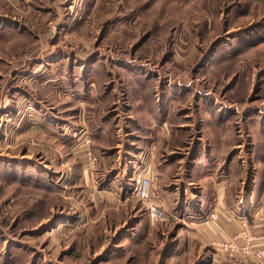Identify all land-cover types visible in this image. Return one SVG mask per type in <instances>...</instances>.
I'll list each match as a JSON object with an SVG mask.
<instances>
[{
  "label": "rangeland",
  "instance_id": "obj_1",
  "mask_svg": "<svg viewBox=\"0 0 264 264\" xmlns=\"http://www.w3.org/2000/svg\"><path fill=\"white\" fill-rule=\"evenodd\" d=\"M217 191L254 234L264 0H0V264H230Z\"/></svg>",
  "mask_w": 264,
  "mask_h": 264
},
{
  "label": "built area",
  "instance_id": "obj_2",
  "mask_svg": "<svg viewBox=\"0 0 264 264\" xmlns=\"http://www.w3.org/2000/svg\"><path fill=\"white\" fill-rule=\"evenodd\" d=\"M151 179L149 176H137L133 195L146 203L153 218L162 216L159 206L151 195ZM239 227L229 238L213 242L214 254L211 261L224 259L230 264H250L264 261V237L255 236L248 230L247 217H238Z\"/></svg>",
  "mask_w": 264,
  "mask_h": 264
},
{
  "label": "crops",
  "instance_id": "obj_3",
  "mask_svg": "<svg viewBox=\"0 0 264 264\" xmlns=\"http://www.w3.org/2000/svg\"><path fill=\"white\" fill-rule=\"evenodd\" d=\"M144 173L145 172H143V174ZM251 193H253V192H251ZM216 194H217L216 195L217 199L215 198V202H214L215 207H211V210H213V212L218 211L219 214H221V217L211 219L209 216L204 215V219H206L208 217L206 221L203 220L199 223L193 222L195 225L201 226L200 227L201 231L197 232L198 238H200L199 239L200 242H203L202 240H205L209 243H213L214 240L227 238V237H229L230 234L235 232L237 230V228L239 227V221H237L234 217H231V216L228 217V215L225 213L226 212V210H225L226 204H225V202H221L222 196H223L222 192L218 193V191H217ZM236 203L237 202L235 201L233 205L235 206ZM244 204L245 203L243 202L242 205L240 206V209H238L239 207H237V206L234 207V208H237L236 209L237 213H240L242 211L241 208L244 206ZM204 206H205V201H203V200H201L200 202L197 203V207L199 208L198 210H200L201 212L204 210V209H201V208H204ZM261 209H262V207H261L260 203H258V204L255 203L254 206H250L246 212H247V214H249V221L251 223L252 232L255 235L264 237V216L261 213ZM212 256H213V254H212ZM212 256H211V258H212ZM211 258L209 257V259H211ZM250 264H264V261H262L260 263L251 262Z\"/></svg>",
  "mask_w": 264,
  "mask_h": 264
}]
</instances>
